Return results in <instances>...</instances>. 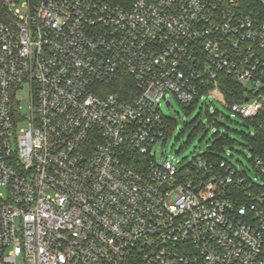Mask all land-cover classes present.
<instances>
[{"label": "built area", "instance_id": "1", "mask_svg": "<svg viewBox=\"0 0 264 264\" xmlns=\"http://www.w3.org/2000/svg\"><path fill=\"white\" fill-rule=\"evenodd\" d=\"M3 1L0 264H264V159L152 151L221 78L264 129V0Z\"/></svg>", "mask_w": 264, "mask_h": 264}, {"label": "rangeland", "instance_id": "2", "mask_svg": "<svg viewBox=\"0 0 264 264\" xmlns=\"http://www.w3.org/2000/svg\"><path fill=\"white\" fill-rule=\"evenodd\" d=\"M171 106H167L165 101L161 106L166 117L176 119V126L172 133L166 139H160L153 146L152 151L156 153L158 161L168 159L170 162L185 164L193 158L203 154L212 145L213 135L216 131L222 133L228 132L229 136L235 142L224 148L222 156L239 170H246L252 176L255 173L252 158L253 154L246 146L247 142L241 135L242 132L253 131V126L247 127V121L242 116L234 113L229 106L217 99L215 96L206 95L199 99L198 105L191 110H187L179 99L170 95ZM24 106H27L25 101ZM203 104L209 105L210 112L215 109L219 111L218 121L220 126L208 121L206 107L202 114L201 107ZM200 114V115H199ZM200 118L206 126V130L194 131L193 127L187 124L194 118Z\"/></svg>", "mask_w": 264, "mask_h": 264}, {"label": "trees", "instance_id": "3", "mask_svg": "<svg viewBox=\"0 0 264 264\" xmlns=\"http://www.w3.org/2000/svg\"><path fill=\"white\" fill-rule=\"evenodd\" d=\"M7 8L3 0H0V15L4 18L6 17ZM223 82V83H222ZM135 84L133 80L128 76L125 78L119 79L117 84L113 87L108 88L110 92L119 93L121 96H124L129 91L134 90ZM221 89L224 93L228 106L230 107L236 101H241L244 97V90L245 88L242 87L240 84L235 82L233 79L230 78H221ZM199 99H195L190 103H182L187 110L194 109L198 105ZM204 107H206V114L208 116V121L210 123H215L217 127L220 126V122L218 121L219 111L215 109L214 112H210L209 105L203 104L200 114L204 111ZM199 114V115H200ZM261 117L246 119L247 127L253 126V131L242 132L243 138L246 140V146L253 154V157L259 156L264 159V129L259 127ZM168 123V132L167 137L172 133L176 126V119L173 117H167ZM188 127H193L194 131L197 132L199 130H206V126L203 124L202 120L198 117L194 118L191 122L187 124ZM250 128V127H249ZM235 141L232 140L229 136L228 132H220L219 130L216 131L213 135V142L212 145L205 151L202 155L209 159L214 163H219L220 160L225 159L222 156L224 152V148L227 145L234 143ZM124 157L127 163L132 166L136 167L137 163L139 162V155L133 151H128L124 153ZM253 159V158H252Z\"/></svg>", "mask_w": 264, "mask_h": 264}, {"label": "water", "instance_id": "4", "mask_svg": "<svg viewBox=\"0 0 264 264\" xmlns=\"http://www.w3.org/2000/svg\"><path fill=\"white\" fill-rule=\"evenodd\" d=\"M167 104H169V103H167Z\"/></svg>", "mask_w": 264, "mask_h": 264}]
</instances>
